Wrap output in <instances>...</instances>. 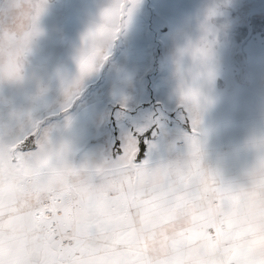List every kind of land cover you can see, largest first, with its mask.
<instances>
[{
    "label": "snow or ice",
    "instance_id": "6c2138e0",
    "mask_svg": "<svg viewBox=\"0 0 264 264\" xmlns=\"http://www.w3.org/2000/svg\"><path fill=\"white\" fill-rule=\"evenodd\" d=\"M125 2L84 36L65 111L108 59ZM186 109L188 155L159 166L134 131L95 168L73 166L38 124L0 140V264H264V159L247 185L225 182L204 163L200 112Z\"/></svg>",
    "mask_w": 264,
    "mask_h": 264
},
{
    "label": "rangeland",
    "instance_id": "374dc122",
    "mask_svg": "<svg viewBox=\"0 0 264 264\" xmlns=\"http://www.w3.org/2000/svg\"><path fill=\"white\" fill-rule=\"evenodd\" d=\"M110 3L52 0L26 84L0 87V140L15 142L38 124L54 143L70 146L68 160L80 169L91 161L102 166L106 157L116 154L121 130L131 134L147 125L153 97L169 108L174 105L170 110L177 118L170 112L172 120L187 125L181 117V109L185 116L187 109L174 94L172 53L175 44L194 31L205 0H144L112 43L108 59L86 78L65 111V89L79 76L84 36ZM222 23L227 29L219 46L215 103L202 122L213 115L227 116L223 122L236 115L241 120L264 110V0H233ZM32 147L34 142L29 150Z\"/></svg>",
    "mask_w": 264,
    "mask_h": 264
},
{
    "label": "clouds",
    "instance_id": "9594fccd",
    "mask_svg": "<svg viewBox=\"0 0 264 264\" xmlns=\"http://www.w3.org/2000/svg\"><path fill=\"white\" fill-rule=\"evenodd\" d=\"M144 0H126L123 12L127 28L132 15ZM52 0H0V87L22 88L35 47L45 34L42 19ZM233 0H205L193 32L187 33L173 49L174 94L185 107H196L204 114L214 105L212 90L218 69L221 36L227 29L222 23ZM107 7L120 9V0ZM258 161L264 159V135L252 138Z\"/></svg>",
    "mask_w": 264,
    "mask_h": 264
},
{
    "label": "crops",
    "instance_id": "0c3cea01",
    "mask_svg": "<svg viewBox=\"0 0 264 264\" xmlns=\"http://www.w3.org/2000/svg\"><path fill=\"white\" fill-rule=\"evenodd\" d=\"M150 104L151 110L147 113L148 124L140 130L133 129L138 133L143 144V158L150 160L153 166L186 158L188 155L187 138L192 134V128L188 125L185 112L178 107L187 125L172 120L177 118V114L170 110L174 105L169 108L157 97H153ZM222 117L228 119L224 115L207 116L199 125L198 138L202 143L204 163L218 170L225 182H231L233 186L247 185L249 173L259 162L257 153L252 147V138L255 135H264V110L262 114L242 115L241 120L238 119L240 116L236 115L223 122ZM172 121L176 123L173 124ZM127 133L129 132L124 130L119 132L118 145L128 137ZM121 136L124 138L122 139ZM104 145L107 149L106 143ZM117 153L118 151L110 158L106 157L102 166L110 164ZM95 164L98 167V163L92 161L83 167L95 168L92 167Z\"/></svg>",
    "mask_w": 264,
    "mask_h": 264
}]
</instances>
